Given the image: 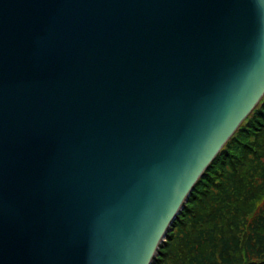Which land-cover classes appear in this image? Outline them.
I'll return each mask as SVG.
<instances>
[{"label":"water","instance_id":"95a60500","mask_svg":"<svg viewBox=\"0 0 264 264\" xmlns=\"http://www.w3.org/2000/svg\"><path fill=\"white\" fill-rule=\"evenodd\" d=\"M264 96V0H0V264H151Z\"/></svg>","mask_w":264,"mask_h":264},{"label":"trees","instance_id":"16d2710c","mask_svg":"<svg viewBox=\"0 0 264 264\" xmlns=\"http://www.w3.org/2000/svg\"><path fill=\"white\" fill-rule=\"evenodd\" d=\"M151 264H264V96L197 180Z\"/></svg>","mask_w":264,"mask_h":264}]
</instances>
